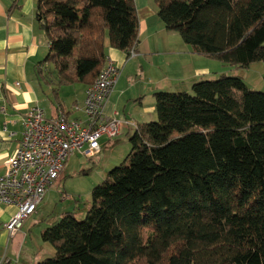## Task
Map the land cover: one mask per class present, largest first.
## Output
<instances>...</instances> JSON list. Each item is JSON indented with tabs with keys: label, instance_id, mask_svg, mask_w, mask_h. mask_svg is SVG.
<instances>
[{
	"label": "trees",
	"instance_id": "1",
	"mask_svg": "<svg viewBox=\"0 0 264 264\" xmlns=\"http://www.w3.org/2000/svg\"><path fill=\"white\" fill-rule=\"evenodd\" d=\"M156 3L197 54L264 62V0ZM35 14L51 46L39 65L62 83L96 81L105 31L137 51L135 0H37ZM192 90L154 93L157 118L134 129L127 163L93 188L84 218L65 211L42 231L55 255L36 264H264V91L226 74Z\"/></svg>",
	"mask_w": 264,
	"mask_h": 264
},
{
	"label": "crops",
	"instance_id": "2",
	"mask_svg": "<svg viewBox=\"0 0 264 264\" xmlns=\"http://www.w3.org/2000/svg\"><path fill=\"white\" fill-rule=\"evenodd\" d=\"M36 4L37 0H0V176L21 141L23 118L32 108L41 107L48 118L63 112L70 118L86 119L82 107L90 81L62 83L52 64L39 65L51 46L36 20ZM135 4L139 18L135 55L113 47L107 31L104 36L105 63L112 59L122 72L103 110L107 117L125 121L123 132L136 128L131 122L139 126L157 118L155 92L189 89L201 77L218 75L206 66L211 64L207 57L197 54L178 32L166 29L156 0H135ZM110 140H103L99 153ZM79 155L83 156L70 158ZM50 190L13 237L5 224L17 207L0 201V264H35L36 258L44 257L39 256L41 248L55 251L41 237L47 226H41L45 218H39ZM65 194L62 199H67ZM33 225L35 228H29Z\"/></svg>",
	"mask_w": 264,
	"mask_h": 264
},
{
	"label": "built area",
	"instance_id": "3",
	"mask_svg": "<svg viewBox=\"0 0 264 264\" xmlns=\"http://www.w3.org/2000/svg\"><path fill=\"white\" fill-rule=\"evenodd\" d=\"M129 52V56L135 55L134 49ZM121 72L112 59L106 61L87 89L82 107L85 120L63 112L48 118L41 107L32 108L24 116L21 141L0 176V201L17 207L5 224L10 237L37 211L71 156L93 157L101 151L104 139L120 134L125 121L107 117L103 108Z\"/></svg>",
	"mask_w": 264,
	"mask_h": 264
},
{
	"label": "rangeland",
	"instance_id": "4",
	"mask_svg": "<svg viewBox=\"0 0 264 264\" xmlns=\"http://www.w3.org/2000/svg\"><path fill=\"white\" fill-rule=\"evenodd\" d=\"M206 59L211 62V64H206V66L211 67L212 74L218 75L201 77L197 79L195 83L201 80H215L221 74H226L228 76L235 75L243 77L251 90L264 91V62L256 61L253 62L250 67L245 68L234 67L216 58H210V60L209 58ZM191 86H193V84ZM179 91L189 94L194 93L192 87H189V89H178L174 87L170 90V92ZM134 131V128H130L126 132L122 130L120 134L112 137L110 142L103 147L101 153L91 158L79 155L67 161L62 171L63 175L61 174L62 177L56 181L50 190V197L47 198L45 204L47 206L41 210L40 215L42 218L40 216L39 218H45V220H42L41 226L45 224V226L50 227L57 224L62 218V213L65 211H73L75 209L80 219L86 216L87 209L92 204L93 188L104 183L109 170L122 163H127V158L131 150L130 137L133 135ZM63 193H66L67 199H62ZM51 202L54 203L51 204ZM29 228L33 229L35 226L33 225V227ZM149 232L151 231H146L145 237L149 235ZM35 247L39 248L40 246ZM40 252L39 256L44 257L40 259L36 258V263L55 255V251L49 253V250L46 248H41Z\"/></svg>",
	"mask_w": 264,
	"mask_h": 264
}]
</instances>
